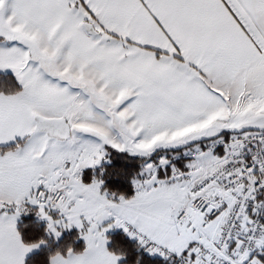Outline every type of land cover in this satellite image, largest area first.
Returning <instances> with one entry per match:
<instances>
[{
    "label": "snow or ice",
    "instance_id": "1",
    "mask_svg": "<svg viewBox=\"0 0 264 264\" xmlns=\"http://www.w3.org/2000/svg\"><path fill=\"white\" fill-rule=\"evenodd\" d=\"M4 70L0 264L47 246L29 213L83 241L44 264H119L114 228L162 264H264V0H0Z\"/></svg>",
    "mask_w": 264,
    "mask_h": 264
},
{
    "label": "trees",
    "instance_id": "2",
    "mask_svg": "<svg viewBox=\"0 0 264 264\" xmlns=\"http://www.w3.org/2000/svg\"><path fill=\"white\" fill-rule=\"evenodd\" d=\"M13 77L9 73H0V81L10 82ZM109 163L101 161V164L96 168H104L105 173V186L111 189H117L121 191H128L129 185L127 183V177L137 167L135 158L129 157L123 153H117L110 151L108 154ZM92 169L82 170V176L85 180L92 174ZM17 227L26 236L31 239H37L43 237L47 240V246L42 245L36 252L28 257L25 264H44L48 252L53 249L59 248L62 245L72 244L74 247H80L83 243L82 240L76 238L77 233L75 229H71L64 233L60 238L53 240L50 236H45L43 229L44 224L39 221L33 214L21 215L18 219ZM109 237V241L106 245L108 248L118 246L126 253L125 257L119 262V264H136V258L139 257V264H162L161 259L156 256H148L142 249L136 248V242L133 239H129L122 231H113L106 234Z\"/></svg>",
    "mask_w": 264,
    "mask_h": 264
},
{
    "label": "crops",
    "instance_id": "3",
    "mask_svg": "<svg viewBox=\"0 0 264 264\" xmlns=\"http://www.w3.org/2000/svg\"><path fill=\"white\" fill-rule=\"evenodd\" d=\"M6 73L11 74V72H6ZM38 220H39V219H38ZM39 221H41V220H39ZM17 222H18V221H17ZM72 229H75V228H72ZM70 230H71V229H70ZM75 230H76V229H75ZM118 230L121 231V229H118V228H117V230H115V231H118ZM107 233H109V232H106L105 234H107ZM59 238H60V237H59ZM41 246H42V245H41ZM41 246H40V247H41ZM40 247H39V248H40ZM39 248L34 249V250H32L31 252H29L28 254H26V257H25V263H26V260L28 259V257L31 256L34 252H36Z\"/></svg>",
    "mask_w": 264,
    "mask_h": 264
},
{
    "label": "rangeland",
    "instance_id": "4",
    "mask_svg": "<svg viewBox=\"0 0 264 264\" xmlns=\"http://www.w3.org/2000/svg\"><path fill=\"white\" fill-rule=\"evenodd\" d=\"M6 72H10L9 70H4L3 72H0V73H6ZM41 222L43 223V224H45V222L43 221V220H41ZM74 228V227H73ZM115 230H117V228H114V229H111V230H109V231H107V232H113V231H115ZM69 230H66V231H64V232H62L61 233V235L59 236V237H61L64 233H66V232H68ZM58 237V238H59ZM58 238H56V239H58Z\"/></svg>",
    "mask_w": 264,
    "mask_h": 264
}]
</instances>
